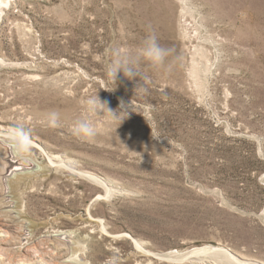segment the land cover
Segmentation results:
<instances>
[{
  "label": "rangeland",
  "instance_id": "374dc122",
  "mask_svg": "<svg viewBox=\"0 0 264 264\" xmlns=\"http://www.w3.org/2000/svg\"><path fill=\"white\" fill-rule=\"evenodd\" d=\"M7 3L0 132L27 138L0 136L14 247L39 252L59 234L77 264H219L169 256L206 245L264 264V0ZM149 33L170 50L164 66L110 80L114 51ZM84 120L90 136L75 132Z\"/></svg>",
  "mask_w": 264,
  "mask_h": 264
},
{
  "label": "bare ground",
  "instance_id": "6f19581e",
  "mask_svg": "<svg viewBox=\"0 0 264 264\" xmlns=\"http://www.w3.org/2000/svg\"><path fill=\"white\" fill-rule=\"evenodd\" d=\"M6 5H8L7 0H0V13H3ZM0 62H1V59H0ZM3 129H4V126H0V131H2ZM9 130H11V129H9ZM12 135H11V132H9V131L8 132H4V131L0 132V136L3 137V140H5V141L7 140L9 142L12 141L14 143H21V144L25 143V141L22 137L12 136ZM13 147L16 148V146H13ZM59 159L60 158L57 155L50 157V161L53 164H56V162ZM36 170L41 171L42 167L37 165ZM18 175H21V174H15L14 177H16ZM89 176H90L89 179H91L92 181H94L100 185L105 186L104 185L105 183L102 180L98 179L97 176H93V175H89ZM20 179H21V177H20ZM20 183H22V182H20ZM105 189H108V188H105ZM15 212H17L20 215V217H22L24 209H23V207H21V209L18 208L17 210H15ZM3 225H4V219L0 218V264H1V259H2V261H4L3 258H1V257L3 255H5L8 251L11 252V250H13L14 252L16 251V252L21 253L19 256L20 259L17 260L16 264H70V263H75L74 262L75 259L71 260L69 257L64 259L59 252V249H60V247H58L59 244L56 245V243L53 242V241H56L59 234L51 235V238L48 240V244H47L46 248L39 250V252H37L36 250L34 251V250H30V249H25V248L21 250V246L19 247V249L17 247L16 248L14 247L15 245L17 246L18 242H16L14 240L15 236L13 235L12 230H6V228H8V226H5V225L3 226ZM28 226L29 227H35L36 224L34 222H32L31 220H29ZM61 232H59V233H61ZM135 243H136L135 244L136 246H139V245H137V242H135ZM62 247H63V244H62ZM46 256H48L49 258H46ZM169 256L173 257L175 260H184L186 258H192V259L204 261L205 259H211L214 262H217L219 264H259L258 262H255V261H247V260L238 258L232 252H230L228 250V248H226V247L212 246V245H206L204 248H195L194 250H191L190 252H187V253H184L181 255L180 254H170ZM36 258H38V259H36ZM76 260H77V258H76ZM75 264H77V263H75ZM78 264H83V263L78 262Z\"/></svg>",
  "mask_w": 264,
  "mask_h": 264
},
{
  "label": "clouds",
  "instance_id": "9594fccd",
  "mask_svg": "<svg viewBox=\"0 0 264 264\" xmlns=\"http://www.w3.org/2000/svg\"><path fill=\"white\" fill-rule=\"evenodd\" d=\"M169 52V49L160 46L154 33H149L141 45L136 49L123 53L119 50H115L110 61L105 65L106 75L110 80L115 82L119 72H123L124 76L128 79H133L139 75L142 81L147 80L148 77L144 72V65L148 64L154 69L163 67ZM91 103L93 104L94 111L95 105L97 104L105 106L101 103L98 97L91 101ZM75 132L77 135L90 136L93 134V127L90 121H79L75 127ZM24 141V146L26 147V137L24 138Z\"/></svg>",
  "mask_w": 264,
  "mask_h": 264
},
{
  "label": "water",
  "instance_id": "95a60500",
  "mask_svg": "<svg viewBox=\"0 0 264 264\" xmlns=\"http://www.w3.org/2000/svg\"><path fill=\"white\" fill-rule=\"evenodd\" d=\"M229 250V249H228ZM230 252H232L231 250H229ZM233 253V252H232ZM235 256H237L238 258H240V259H244V260H247V261H255V262H258L259 264H263V263H261V262H259V261H257V260H250V259H245V258H242V257H240L239 255H237V254H235V253H233Z\"/></svg>",
  "mask_w": 264,
  "mask_h": 264
},
{
  "label": "trees",
  "instance_id": "16d2710c",
  "mask_svg": "<svg viewBox=\"0 0 264 264\" xmlns=\"http://www.w3.org/2000/svg\"><path fill=\"white\" fill-rule=\"evenodd\" d=\"M263 164H264V162H263Z\"/></svg>",
  "mask_w": 264,
  "mask_h": 264
}]
</instances>
